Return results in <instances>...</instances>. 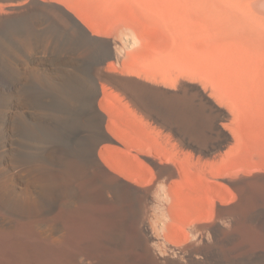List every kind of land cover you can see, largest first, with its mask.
<instances>
[{
  "label": "bare ground",
  "instance_id": "6f19581e",
  "mask_svg": "<svg viewBox=\"0 0 264 264\" xmlns=\"http://www.w3.org/2000/svg\"><path fill=\"white\" fill-rule=\"evenodd\" d=\"M32 1L36 2L35 0ZM48 1L50 2L48 3ZM48 1L46 2L48 5L53 4L52 0ZM238 1L224 2L222 5H218L216 10L212 7L202 6V0L61 1L65 2L66 6L68 5L67 8L70 7L73 10L72 13L75 12L78 15L79 21L82 20L85 25H89L94 35H99L101 32L110 33L122 24H124L122 26L127 27L125 28L129 32H126L124 43L122 42L124 46H112L111 41L96 45L101 46L97 49L102 52L101 64H108L110 72L111 69L112 71L113 69L117 70V67L121 66V71L118 69L121 72H119L120 74H138V76L141 75L147 80L162 81L165 84L173 83V85L176 81L181 82L178 81L179 76L182 77L181 80H183V77L191 80L203 76V84L206 88L207 86L210 87L212 97L219 104L227 105L234 112V118L228 125V129L234 134L235 143L223 151L224 142L227 138L226 130L222 129L224 127L220 128L210 121L201 119L195 111L185 113L179 107L178 102H172L170 98L169 101L171 102L168 107L174 114L169 111L171 115L168 116V110L165 111V107H162L164 104L162 97H164L165 92L162 96L158 88L148 87L136 80L122 81V91L118 89L119 92L115 91V87L112 89L111 85V90L106 89L105 96L100 97L102 98L100 102H98L99 84H102V82L91 81L89 85L87 83V89L90 91V94L87 92L89 96L82 97L87 98L86 108L76 110V108H79L76 106L77 98L67 96L63 101H65L69 110L63 111V114L55 111L44 112L43 110L40 112L34 110L35 113L31 114L30 112L33 110H30V112L27 110L29 108H27V103L30 101L27 98L28 95L15 94L12 91L11 79L0 77V264H264V231L250 229L246 223L239 222V220L247 219L250 215L249 212L256 208L255 206L264 204V174L253 175L252 178L246 177V179L236 184L222 177L231 176L233 178L232 176L239 171L247 170L249 172L264 168V113L257 115L256 118L261 119L263 122H259L256 127L253 126L254 120L251 119L254 114L251 115L249 109L246 110L264 100V26L261 25L264 20H261L259 16H256L258 19H253L252 15L242 16L241 12L245 11V4L248 3L242 2V0ZM241 6L245 7L238 15L236 13ZM34 7L35 3L31 1L29 3V0L28 2L27 0H0V71L10 73L12 64L15 62L13 61L11 64L14 46L17 47L16 50L19 56L25 53L29 44L27 30L21 28L20 34H17L19 35L17 46L13 45V30H15L16 24L25 21L29 12L33 13L31 10ZM60 7L62 8V6ZM60 7L55 9H60ZM51 9L53 12L54 4L51 5ZM64 14V11H60L59 16L56 15V17H62ZM66 15L67 19L69 16ZM59 19L62 20V18ZM73 21L77 23L76 20ZM237 21H241L248 26L249 34L256 43L254 51L250 53L251 58H248V61L253 63L250 64L251 67L253 66L251 73L245 74L239 72V69L235 70L234 66L237 64L240 67L241 63H237L236 52L238 51L232 47L234 42L225 40V43L224 40L222 41L219 38L222 43L215 42L214 45L211 42L210 45V38L204 36L205 32L208 33L206 29L210 30V25L216 26L221 23L225 25V23ZM37 22L35 23L37 24ZM253 24H257V27L260 26L258 32L263 33L259 34L257 40L254 39V32L252 31ZM76 26L78 27V25ZM220 27L222 26L220 25ZM49 31L52 30L49 29ZM222 32L217 31V36L222 35ZM224 32L223 34H227ZM40 33L42 34V32ZM46 33L47 35L44 37L46 40L45 45H48L47 42H51L52 37L49 40L47 38L48 32ZM205 37L208 38V42L204 39ZM52 43H49V46ZM207 43L209 45H206ZM47 48L45 46L44 50ZM39 49H42V47ZM40 59L42 57L37 60ZM27 67L25 66V70ZM37 69H34L35 72ZM39 73L42 74V72ZM112 73L114 74V72ZM36 74L38 73L36 72ZM99 74L106 82L105 76L109 73L101 71ZM43 75L45 74H42L41 77ZM113 78L118 80L115 76ZM239 81L245 87L249 83L247 81H250V85L248 84L249 86L247 85L246 88H250L253 84L252 88L254 86L253 91L255 90V94H252L251 90L248 93V89H244L243 86V88L238 86ZM24 82L26 81L21 80L18 82L20 87ZM243 82H247L246 85ZM26 84L27 82L24 85ZM142 88L147 90L145 105L149 111L163 109L162 112H166L164 116H168L165 119L169 121V124H181L183 137L179 141L181 140L182 148H184V145L192 148L190 149L197 155L195 157L196 162H192L195 158L191 159L190 156L195 155L189 149H187L190 152L189 154H187L188 151L185 152L183 149V152L182 150L185 157L179 160L176 146L179 147L180 144L176 143L177 145H175L171 141L174 144L172 145L169 142L172 145L170 146L167 143L166 145L170 147L167 150V146H165L164 151H173L174 154L172 155L174 156L171 160L175 163L179 161V167L159 166L160 171L157 169L159 171L158 176L151 178V171L145 164L147 162H143L145 159L138 160V157L136 158L129 153L128 149L125 150L124 147H120V144H107L117 136V139L120 137V140L126 141L127 146L130 144L131 148L137 146L146 153L149 146H154L157 150L155 153L157 154L159 151L158 154L164 156L161 151L164 152L165 147L163 148V143H160L159 137L156 136L157 129L163 130L161 124H158L160 128L158 127L155 130V127L151 130L153 128L150 129L149 127L152 125L151 122H148L150 125L147 127V121H144L145 124L141 121L146 117L144 119H142L143 117L140 118L141 114L140 119L137 117V107L135 108L137 111L132 112L135 115L130 113L135 111L132 108L134 107L133 103L136 98L139 99ZM242 89L246 90L247 93ZM122 94L125 97L127 96L126 100L129 98L133 102L131 103L133 104L132 107H127L128 101L124 100L125 98L122 96L124 98L123 103L126 101V104L124 103L126 107L131 108L129 112L130 109H127L125 105L120 107L115 105L118 101L117 104H121L122 99L120 100L119 97ZM173 96L172 93L171 98H174ZM98 105H101L102 107H99L104 108L109 116L108 131L110 129L116 136L113 137L110 134V137L108 135L110 132L106 133L107 129L103 125V110L101 111ZM141 111L143 112V110ZM183 113L187 115L186 120ZM61 123L64 131L59 130ZM258 126L262 130H254L255 127L259 129ZM175 127L174 129H176ZM66 130L73 132L79 130L85 133L87 137L86 144L80 153L71 154L67 151L65 146ZM150 130L154 131L153 133H156V135ZM169 132L167 133L171 135ZM161 133L164 134V131H161ZM168 134L167 138L165 137L166 139H168ZM161 136L163 138V135ZM174 136L172 137L177 138ZM187 136H192L193 139L187 142ZM97 153H101V159L105 162H102L103 164L107 163L106 165L114 169L115 172L117 171L116 173L124 175V178L127 176L133 180V177H137L135 180H142V184L149 179H155L157 191H155V197L153 196L155 199L153 200H156L161 213L166 215L170 221H168L169 225L166 222L167 228H163L164 221L163 226H157V230L163 228L171 236L175 235V239L177 238L176 235L182 237V235L192 234L191 232L189 234L187 228L184 229L185 224H188V220L214 216L216 198L220 197L225 202L233 199L238 194L239 200L234 205L220 208L218 212L220 211L219 219H221L218 220V217L214 216L217 220L214 219L215 222L212 221V223L204 226L207 230L206 233H203L204 230L197 235V232L192 244L187 243L186 251L176 247L163 249L164 246L160 249L162 244L157 236H160L163 230L156 235L155 228V231H153V233H156L154 234L155 239L148 242L143 240L144 238L136 237V229L130 223L139 214L140 209L137 207V203L140 202L139 197L142 196L141 199L144 200V203L152 199L149 189H139L137 187L139 182L137 184L131 181L134 185L137 184L136 188L132 183L125 182L127 179L123 181L124 179H121L123 176L119 178L112 174L110 171L114 172V170L106 169L105 165L99 160V154ZM176 153L178 158H176ZM30 172L33 173L32 177H28ZM249 175L246 176L249 177ZM176 177H180V179L177 180ZM171 180L177 181L169 182ZM230 185H233L237 193ZM141 193L142 195H139ZM234 218L238 222L230 220ZM145 227L147 226L144 225ZM191 227L193 228L192 225ZM192 228L190 231H192ZM196 228H193V230ZM186 237L189 238V236ZM163 239L165 240L166 237H163ZM175 239L174 241H176ZM174 241L172 243H175ZM176 242L180 243L179 241ZM181 243L178 245L182 248L183 244L181 246ZM163 245L166 247V244Z\"/></svg>",
  "mask_w": 264,
  "mask_h": 264
},
{
  "label": "rangeland",
  "instance_id": "374dc122",
  "mask_svg": "<svg viewBox=\"0 0 264 264\" xmlns=\"http://www.w3.org/2000/svg\"><path fill=\"white\" fill-rule=\"evenodd\" d=\"M30 1L31 2H33V3H35V7L31 10L33 13H31V12H29L30 13V15H29V13L27 14V18L25 19V21L24 22H20V23H18V24H16L15 25V30H13L14 32H13V35L15 36H13V45H16L17 46V39H18V37H19V35H17V34H20V32L22 31V29L23 28H25V31H26V33H28L27 35V38H29L28 39V47H27V49H26V51H25V53L24 54H21V56H19V53H18V51L16 50V48H15V46L13 47L14 48V50H13V55H12V59H11V64H12V62L13 61H15L13 64H12V68H11V71H10V73L9 74H7V73H5V72H3V71H0V77L1 78H7V79H11V83H12V85H13V87H12V91H14L15 92V94H18V93H23V94H25L26 96H27V98H29V102L27 103V110L30 112V110L32 111V112H30L31 114L32 113H35V111L36 112H40V111H44V112H58L59 114L61 113V114H63L64 112H65V110L67 111V110H69L68 109V107L66 106V104H65V101H63V99H65L67 96L69 97H75V98H77V100H78V102H76V106L77 107H79V108H76V110H81V109H83V108H86V106H87V98H82V97H87V96H89V90L87 89V86L89 85V82H91V81H99V82H102V86L99 84V91H100V93H99V100H98V102H100V100L105 96V91H106V89L107 90H111V84H109L108 82H105V81H103V77L102 76H100V72L102 71V72H104V73H109V74H112V75H120V76H134V77H137L138 76V74L135 76V75H128V74H126V73H122V74H120L121 72V66H118L117 68L120 70H115V69H113V71H112V69H111V72H110V70L108 69L109 67V65L108 64H101V58H102V52L100 51V50H97V49H99L101 46H96V45H102L104 42H106V41H111L110 43L112 44V46H122L123 45V41L125 40L124 38L126 37L125 35L129 32V30H128V32H127V27L126 26H122V25H124V24H122V25H120V27L119 28H116V30H114V31H112V32H110V33H106V32H101V34H99V35H94V33H93V31H91L92 29L89 27V25L88 24H84L85 22L84 21H82L81 19V21H79V17H78V15L74 12V13H72L73 12V10L70 8V7H68L67 8V6H66V4H65V2H61L60 0L58 1V0H52L51 2L54 4V11L52 12V9H51V5L53 6V4H47L46 2L48 1H46V0H44V1H42V0H35L36 2H34V1H32V0H29V3H30ZM55 1H56V3H55ZM203 1V5L202 6H205V7H212V8H214L215 10H216V8L218 7V5H222L224 2H229V1H231V0H202ZM234 1V0H233ZM236 1H238V0H236ZM243 1H245L246 3H248V4H245V9H244V7L243 6H241L240 7V9H238V12L236 13V14H238L239 12H241L243 9L245 10V11H243V12H241V14H242V16H251V17H253V19H256L258 16L259 17H261V20H264L263 18H264V0H242V2ZM27 2H28V0H27ZM39 2V3H38ZM48 5H46L45 3ZM50 1H48V3H49ZM57 2H58V4H57ZM239 2V1H238ZM241 2V1H240ZM43 4L42 6H40L41 4ZM40 4V5H39ZM56 4H57V6H56ZM250 4V5H249ZM37 5H38V7H37ZM59 5V6H58ZM50 6V7H49ZM60 6H62V8H64V9H66V10H61L62 8L60 7ZM46 7V8H45ZM49 7V8H48ZM58 7H60V9H55V8H58ZM53 8V7H52ZM48 9H50V10H48ZM68 9V10H67ZM34 10V11H33ZM47 10V11H46ZM71 10V11H70ZM237 10V9H236ZM60 11H64L65 12V14L62 16V17H56V15H58V13L60 12ZM58 12V13H57ZM67 12V13H66ZM69 12H71V13H69ZM245 12V13H244ZM36 13V14H35ZM46 13V14H45ZM47 13H50V14H47ZM57 13V14H56ZM31 14H32V16H31ZM45 14V15H44ZM66 14H68V16L70 17H68L67 19H66V17H67V15ZM70 14H74V15H70ZM240 14V13H239ZM238 14V15H239ZM244 14V15H243ZM245 14H247V15H245ZM248 14H250V15H248ZM38 15V17H36ZM41 15V16H40ZM77 15V16H76ZM214 15H216V14H214ZM28 16H29V18H28ZM52 16V17H51ZM59 16V15H58ZM65 16V17H64ZM241 16V15H240ZM255 16V17H254ZM257 16V17H256ZM42 17V18H41ZM45 17V18H44ZM56 17V18H55ZM66 19H64V18ZM263 17V18H262ZM33 18V19H32ZM40 18H41V20H40ZM44 18V19H43ZM51 18V19H50ZM59 18H62V20L61 19H59ZM74 18V19H73ZM36 19H38V20H36ZM49 19V20H48ZM53 19V20H52ZM55 19V20H54ZM64 19V20H63ZM258 19V18H257ZM31 20V21H30ZM52 20V21H51ZM59 20H61V21H59ZM72 20V22H70ZM73 20H76V22L77 23H74L75 21H73ZM34 21V22H33ZM38 21V22H37ZM48 21H51V22H48ZM64 22V24H63V22ZM79 21V22H78ZM35 22H37V24H38V27H37V24L35 23ZM48 22V23H47ZM62 22V23H61ZM83 22V23H82ZM31 25H30V24ZM33 23V24H32ZM34 23H35V25H34ZM46 23V24H45ZM50 23V25H48ZM56 23V24H55ZM70 23V24H69ZM79 23V24H78ZM80 24H82V25H80ZM19 25V26H18ZM24 25V26H23ZM29 25V26H28ZM52 25H55L54 27L52 26ZM67 25V26H66ZM76 25H78V27L76 26ZM86 27H85V26ZM215 25V24H214ZM220 25L222 26V27H220ZM224 25V24H223ZM222 25V23L221 24H217L216 26H212V25H210L209 26V28H210V30H207L206 29V31L208 32V33H204V36L206 35V37H208V38H210V45H211V42L214 44L215 42H218V43H222L221 41H219L220 39L219 38H221V40L223 41L224 40V42H225V40L226 41H229V42H234L233 44H232V47L234 48V49H237L236 51H238V52H236V55H237V58H238V62L237 63H241L240 64V67L236 64L235 66H234V68H235V70L237 69H239L238 71L239 72H241V73H251L252 72V67L250 66V64L252 65L253 63L252 62H250V61H248V58L250 57L251 58V56H250V53L252 52V51H254V49H255V47H256V43L254 42V40H253V38H252V36H251V34H249V28H248V26L247 25H245L244 23H242L241 21H237V22H232V23H230V22H228V23H225V25L223 26ZM262 26H264V22L261 24ZM18 26V27H17ZM21 26V27H20ZM23 26V27H22ZM31 29H29L28 27ZM45 26H47V28H45L44 29V27ZM79 26H80V28H79ZM43 28V30H41L42 28ZM50 27V28H49ZM68 27V28H67ZM82 27V28H81ZM84 27V28H83ZM126 27V28H125ZM17 28H19L20 30H18ZM22 28V29H21ZM34 28V29H33ZM38 28V29H37ZM39 28H40V31H39ZM50 30H52V31H49V29ZM51 28H53V29H51ZM121 28H122V32H121ZM125 28V29H124ZM208 28V27H207ZM261 27L259 26V27H257V24H253L252 25V31L254 32V39L255 40H257V38H258V36H259V34H263V33H259L258 32V30L260 29ZM16 29H17V31H16ZM48 29V30H47ZM84 29H86V30H84ZM90 30V31H88V30ZM38 30V31H37ZM124 31V32H123ZM217 31L220 33V31H225L224 33H227V34H223V32H222V35H223V38H222V35H220V36H217L218 35V33H217ZM16 32V33H15ZM35 32H37V33H35ZM39 32V33H38ZM40 32H42V34L40 33ZM46 32H48V36H47V38H49V40H51L52 39V41H53V43L49 46V41L47 42V44L48 45H45L46 44V40H45V38L44 37H46V35H47V33ZM50 32V33H49ZM65 32V33H64ZM76 32V33H75ZM84 32V33H83ZM127 32V33H126ZM29 33H31V34H29ZM54 33V34H53ZM82 33V34H81ZM85 33H86V37H85ZM93 33V34H92ZM123 33H125V34H123ZM147 33V32H146ZM35 34V35H34ZM50 34V35H49ZM83 34H84V36H83ZM88 34H90V35H88ZM33 35V36H32ZM37 35V36H36ZM41 37H40V36ZM53 35V36H52ZM87 35H88V37H87ZM147 35H148V33H147ZM149 35H151V34H149ZM36 36V37H35ZM55 36V37H54ZM211 36V37H210ZM241 36V37H240ZM41 39H40V38ZM52 37V38H51ZM53 37H54V39H53ZM115 37H116V39H115ZM206 37L204 38V39H206ZM226 39H225V38ZM46 38V39H47ZM51 38V39H50ZM207 38V39H208ZM264 38V37H263ZM33 39V40H32ZM96 39H97V41H96ZM106 39V40H105ZM108 39V40H107ZM207 39H206V42H208L207 41ZM16 40V41H15ZM40 40H42V41H40ZM48 40V39H47ZM95 40V41H94ZM116 40V41H115ZM122 40V41H121ZM31 41V42H30ZM39 41H40V44H39ZM15 42V43H14ZM96 42H98V43H96ZM123 42V43H122ZM223 42V43H224ZM32 44V46H31V44ZM55 43V44H54ZM94 43H96V44H94ZM226 43V42H225ZM38 44V45H37ZM43 44V45H42ZM114 44V45H113ZM29 45H30V49H29ZM40 45V46H39ZM55 45V46H54ZM206 45H209V43H207ZM215 45V44H214ZM35 47V49H34V47ZM37 46V47H36ZM39 46V47H38ZM45 46H46V50H44L45 49ZM52 46H54L55 47V49H53L54 47H52ZM124 46V45H123ZM40 47H42V49H39ZM50 47V48H49ZM33 48V49H32ZM38 48V49H37ZM52 48V49H51ZM32 49V50H31ZM37 49V50H36ZM48 49H49V51H48ZM233 49V50H234ZM35 50V51H34ZM46 51V52H44V51ZM53 50V51H52ZM14 51H16V52H14ZM48 52V53H47ZM66 52V53H65ZM100 52V53H99ZM17 53V54H16ZM26 54V55H25ZM42 54H43V56H42ZM45 54H47V55H45ZM18 55V56H17ZM47 56V57H45V56ZM17 56V57H16ZM22 56H24V57H22ZM15 57V58H14ZM21 57H22V59H21ZM40 57H42V59H40V60H37V59H39ZM25 58V59H24ZM15 59V60H14ZM24 59V61H25V63H27V64H23V62L24 61H22ZM42 60V61H41ZM0 64H1V61H0ZM23 64V65H22ZM249 64V65H248ZM27 67V66H29V67H27L26 68V70H25V66ZM32 65V66H31ZM248 65V67H246ZM1 66V65H0ZM38 68H36V67ZM237 67H239V68H237ZM246 67V68H245ZM30 68H32V69H30ZM37 69V70H40V71H37L36 70V72L38 73V74H40V75H38V76H31L30 75V73L32 72V71H34L35 72V70L34 69ZM114 68V67H113ZM0 69H1V67H0ZM14 69V70H13ZM31 71H30V70ZM16 70V71H15ZM19 70V71H18ZM115 70V71H114ZM236 70V71H237ZM23 71V72H22ZM25 71H28V72H25ZM30 71V72H29ZM109 71V72H108ZM118 71V72H117ZM35 72V73H36ZM39 72H42V74H45V75H43V77H41L42 76V74L41 73H39ZM112 72H114V74L112 73ZM116 72V73H115ZM120 72V73H119ZM12 73V74H11ZM15 73V74H14ZM18 73V74H17ZM25 73V74H24ZM17 74V75H16ZM126 74V75H125ZM17 77H16V76ZM19 75V76H18ZM118 75V76H119ZM23 76H25V77H23ZM20 77V78H19ZM137 78H140V79H138V80H144V81H147V82H149V83H151V84H153V85H165V83H163L162 81L161 82H156V81H152V80H147V79H145V78H143L141 75H139ZM182 78V77H181ZM181 78H180V76L178 77V81H181L180 83H178L177 81H176V83H174V85H173V83H170L169 85H170V87L171 88H173L175 91H178L180 88H183L184 87V85L188 82V83H196V84H198V85H200L202 88H203V90H204V92L205 93H207L220 107L222 106V108L226 111V113L228 114V117H227V119L224 121V122H222L221 123V125L222 126H220V128H222V127H224V128H222V129H224V130H226L225 132L227 133L226 135H227V138H226V140H225V142H224V147H223V151H225V150H227V148H229V147H231L232 146V144H234L235 143V136H234V134L230 131V129H228L229 127H228V125L231 123V121L233 120V118H234V112H232V110L230 109V108H228V106L227 105H225V104H219V102H217L216 100H215V98L214 97H212V92H211V89H209L210 87H208L207 86V88L204 86V84H203V80H204V78H203V76H202V78H198V79H183V80H181ZM102 79V80H101ZM180 79V80H179ZM203 79V80H202ZM15 80V82L17 83H15V82H13ZM21 80H23V81H26L27 82V84L26 85H24L26 82H24V84L20 87V85L18 84V82L19 81H21ZM201 80V81H200ZM246 80V79H245ZM248 80V79H247ZM185 83H184V82ZM192 81V82H191ZM236 81V80H235ZM238 81V80H237ZM236 81V82H237ZM242 81V80H241ZM243 81H244V79H243ZM236 82H235V84H236ZM247 82H249L248 84L250 85V81H247ZM247 82H243V84L245 83V85H246V83ZM87 83H88V85H87ZM105 83V84H104ZM108 83V84H107ZM184 85H183V84ZM70 84V85H69ZM168 84V83H167ZM241 83H240V81H239V85H238V83H237V85L238 86H243L242 84L240 85ZM247 84V85H248ZM17 85V86H16ZM104 85V86H103ZM108 85V86H107ZM183 87H182V86ZM187 85V84H186ZM247 85H246V87H247ZM248 85V86H249ZM253 85V84H252ZM252 85L250 86V88H252ZM105 86H107V87H105ZM14 87H16V88H14ZM102 87V88H101ZM244 87V89L246 88L245 86H243ZM242 87V88H243ZM17 88H18V90H17ZM20 88V89H19ZM114 88V86L112 85V89ZM250 88H246V89H248V93H250V90H251V93L252 94H255V90L253 91V88H254V86H253V88L252 89H250ZM14 89V90H13ZM102 89V90H101ZM115 89V91L117 90V92H119L118 91V89L117 88H114ZM244 89H242V90H244ZM16 90V91H15ZM114 91V90H113ZM244 91H246V90H244ZM14 92H13V94H14ZM84 92H85V94H84ZM89 94H88V93ZM246 93H247V91H246ZM84 94V95H83ZM87 94V95H86ZM86 95V96H85ZM251 95V94H250ZM78 96V97H77ZM123 94L119 97V99L122 101H120V105L119 104H117L118 102H116V106H123L124 105V103H123V99L125 98V96H123ZM252 96V95H251ZM100 97H102V98H100ZM85 99V100H84ZM82 100V101H81ZM125 100V99H124ZM264 101V100H263ZM262 100H261V102H260V104L258 103H256V104H254V103H252V104H254V105H252L251 106V104H250V108H247L246 110H248L250 113H251V115H253L254 114V117H252L251 119H252V121L254 122V123H252V121H251V123L253 124V126L255 125H259V122H263V121H261V119L259 120V118L257 119L256 117H257V115L260 113H264V102H263ZM81 102H83V103H81ZM31 103V104H30ZM128 103H129V101H128ZM81 104H83V105H81ZM98 104H100V103H98ZM79 105V106H78ZM128 105H130V106H132L131 105V103L130 104H128ZM263 105V106H262ZM83 106V107H82ZM102 107L101 105H98V107ZM99 107V108H100ZM257 107V108H256ZM132 108H134V107H132ZM101 109V108H100ZM99 109V110H100ZM35 110V111H34ZM103 110V114H104V121H103V125H104V128L105 129H107L108 127V124H109V116H108V114H107V112L106 111H104V108L103 109H101V111ZM133 110V109H132ZM253 112H252V111ZM256 110V111H255ZM64 111V112H63ZM247 111V112H248ZM263 111V112H262ZM104 112H106V113H104ZM133 112H135V111H133ZM249 113V114H250ZM132 114V113H131ZM134 114V113H133ZM132 114V115H133ZM184 114V113H183ZM185 115V120L187 119V115L186 114H184ZM256 115V116H255ZM251 117V116H250ZM139 118V117H138ZM249 118V117H248ZM140 119V118H139ZM248 121H250V120H248ZM257 121H258V123H257ZM51 123V122H50ZM251 124V125H252ZM59 126H61V128L59 129V130H62V131H64L63 130V124L61 123ZM252 126V127H253ZM257 127V126H256ZM254 128V130L256 129L257 131H259V130H262V128L261 127H259L258 126V128L259 129H257V128ZM261 128V129H260ZM79 130H77V131H70V130H66L65 131V146H66V148H67V151L69 152V153H71V154H76V153H80L83 149H84V147H85V144H86V135H85V133L83 132V131H79ZM108 131V129L106 130V133L108 134L109 132V136L111 137V135L110 134H112L113 135V137L114 136H116V135H114L111 131H110V129H109V131ZM161 131L162 130H158V133L159 134H163V133H161ZM83 132V133H82ZM163 132V131H162ZM73 134V135H72ZM81 134V135H80ZM164 134L165 135H167L168 133H165L164 132ZM71 135V136H70ZM172 135V134H171ZM171 135H169L168 134V139L167 140H169V141H167V143L170 145V146H172L174 143H175V145H177L176 143H178V144H180L179 145V147L178 146H176V152L177 153H179V155L176 153V156L178 155L179 156V158H178V156L176 157V158H178L179 160H181L182 158H184L185 156H184V150H185V152H187V154H189L192 150V148L191 147H189V146H187V145H184L183 147L184 148H182V143H180L181 141H179L178 140V138H173ZM169 136H171V137H169ZM175 137V136H174ZM84 139V140H82V139ZM118 137L116 136V138L114 137V138H112L113 139V141H111V142H107V144H112V145H118V144H120L119 146L120 147H124L125 148V150H127L129 153H131V154H133L138 160L140 159H145L143 162H147V163H145L146 164V166H147V168L148 169H150L149 171H151V178H156L158 175H157V173L159 174V166H167V165H169V166H173V167H179V164H178V159H176V161H178V162H172V160H168L167 158L168 157H164V156H162V155H160V154H158L157 155V157L155 158L154 156H153V154L155 153L154 151L156 150L155 149V147L154 146H149V148H151V150H149V148H148V150L146 151V153L145 152H143V151H141L140 149H139V147H137V146H133L132 148L130 147V142L128 143L129 144V146H127V143L125 144V142L124 141H122V140H120V137H119V139H117ZM77 139V140H76ZM115 139V140H114ZM178 141H176V140ZM124 140V139H123ZM127 140V139H126ZM79 141V142H78ZM80 141H83V142H80ZM161 141L163 142V140L161 139ZM171 141H173L174 143H172ZM124 142V143H123ZM127 142H128V140H127ZM172 144H170V143ZM74 145V146H73ZM69 146V147H68ZM81 146V147H80ZM187 148H186V147ZM128 147V148H127ZM154 147V148H153ZM175 147V146H174ZM181 147V148H180ZM186 148V149H185ZM191 148V149H190ZM78 149V150H77ZM184 149V150H183ZM187 149H189L190 150V152H189V150H187ZM74 150V152L72 153V151ZM100 150V149H99ZM182 150H183V152H182ZM179 151V152H178ZM99 152V151H98ZM100 152H101V150H100ZM143 153V154H142ZM191 153H193L194 155H195V153L192 151ZM97 154H99L98 155V158H100L99 160L101 161V163L102 162H104V160L103 159H101L102 157H101V153H97ZM187 154H185L186 156H187ZM139 155V156H138ZM183 156V157H182ZM164 157V158H163ZM195 157H197V155H195V156H193L192 155V157L190 156V158L191 159H194ZM149 158H152V159H149ZM154 158V159H153ZM160 158V159H159ZM165 159V160H164ZM162 161V163H163V161H164V163L162 164L161 163V161ZM195 160H197L196 158L194 159V160H192V162H196ZM142 161V160H141ZM154 161H155V163H154ZM167 161V162H166ZM105 163V162H104ZM160 163V164H159ZM166 163V164H165ZM103 164V163H102ZM107 164V163H106ZM106 164H103V165H105V167H106V169H108V168H110V166H108V165H106ZM149 164V165H148ZM158 164V165H157ZM165 164V165H164ZM176 165V166H175ZM157 169L159 170V171H157ZM110 170H114V169H112V168H110ZM110 170H108V171H110ZM112 174H114V175H116V176H118L119 178L120 177H122L123 176V178H121L123 181H125V179H127V181H125V182H127V183H132L131 181H133V183H137V182H139V186H137V184H133L132 183V185L133 186H137L139 189H144V188H146V189H149V193H150V195L152 196V199H149V203L147 202V203H144V200L143 199H141V197H139L140 198V202H138L137 203V207H139V214L137 215V217L133 220V221H131L130 223H131V225H132V227H134V229H136V237L138 236V238H141V239H143V240H145V241H148V242H152L155 238V236H154V234H156V235H158L162 230H163V228H165L166 227V222L168 223V225H169V219L167 218V216L166 215H163L162 213H161V211H160V209H159V206H158V203L156 202V200H153V199H155V198H153V196L155 197V191H157V182H156V184H155V179L153 180H151V179H149V180H147V181H145V183H143L142 184V180H135V179H137V177H133V180L132 179H130L131 177H127L126 176V178H124L125 176L124 175H120V173H116L115 172V170H114V172L113 171H110ZM240 173V174H239ZM255 173H257V174H255ZM119 174V175H118ZM245 174V175H244ZM249 175V177L248 176H246V175ZM264 174V168L263 169H254V170H252V171H249V172H247V170L246 171H239V172H237V173H235V175L234 176H232L233 178H231V176L229 177V176H222L223 178H227L228 179V181H230V182H232V183H234V184H236V183H239V181H241V180H243V179H246V177L247 178H252L253 177V175H255V176H257V175H263ZM32 175H33V173H29L28 174V177H32ZM245 177H244V176ZM178 178V179H177ZM130 179V180H129ZM175 179H177V180H179L180 179V177H176ZM177 180H174V181H177ZM233 180V181H232ZM173 180H171V181H169V182H174ZM226 183H228V182H226ZM141 184V185H140ZM229 184V183H228ZM143 188H142V187ZM145 186V187H144ZM231 187H232V189L234 190L235 188L233 187V185H230ZM136 187V188H137ZM152 188H153V190H152ZM155 189V190H154ZM150 190H152L153 191V194H152V191H150ZM235 192H236V190H234ZM237 193V192H236ZM139 195H142V193L141 194H139ZM238 196V197H237ZM138 197V196H137ZM221 202H220V201ZM237 200H239V195L238 194H236V196L233 198V199H230V200H228V201H223L220 197H218V198H216V200H215V209H214V212L216 213H214L213 212V215L214 216H216V217H218L217 219L218 220H220L219 219V215H220V211L218 212V210H220V208H225V207H229V206H231V205H234V204H236L237 202ZM143 201V202H142ZM223 201V202H222ZM219 203H221V204H223V205H221V204H219ZM225 203V204H224ZM216 204H217V206H216ZM218 204H219V206H218ZM154 205H156V206H154ZM225 205H227V206H225ZM222 206H224V207H222ZM257 206H258V208H257ZM257 206H255L256 208H254L253 210H251L250 212H249V216H248V218L247 219H245V220H239V222H244V223H246V225L250 228V229H255V230H261V231H264V204H260V205H257ZM156 209H155V208ZM158 207V208H157ZM219 207V208H218ZM216 210V211H215ZM160 212V213H159ZM218 214V215H217ZM214 216H212L211 215V217H209V218H196V219H193V220H188L187 221V223L188 224H185V227H184V229L185 228H187L186 230L188 231L189 230V234H190V232L192 233V234H195V235H192V234H190V235H192V236H190V235H186V236H189V238L190 237H192V238H190V240H191V242H190V240H189V238L188 237H186V236H184V235H182V237H180L181 235H176V239H175V235L174 236H171L169 233H168V231L167 230H163L162 231V233L160 234V236L158 235L157 237H159L160 238V240H161V244H162V247H160V249L161 248H163V246H164V248L163 249H167V248H171V247H176V248H178V249H181V250H183V251H186L187 249H186V247L188 246V244L189 245H191L192 244V242H193V240H194V237L196 236V234H197V232H198V234L197 235H199L200 233H202L204 230H205V232H203V233H206L207 232V230H206V228L204 227L205 225H207V224H209V223H212V221L213 222H215L217 219H216V217H214ZM167 218V219H166ZM253 218V219H252ZM214 219H215V221H214ZM231 221H233V222H238V220H236L235 218L234 219H230ZM165 221V222H164ZM169 221V222H168ZM246 221V222H245ZM248 221V222H247ZM165 224H164V223ZM160 223V224H159ZM164 224V226H163V224ZM199 223V224H198ZM193 226V228H196V227H198V228H200V229H198V228H196L195 230H193V228L191 227V225ZM204 224V225H203ZM251 224V225H250ZM144 225L145 226H147V227H145L144 228ZM163 226V228H159L158 230H157V226ZM167 225V226H168ZM187 225V226H186ZM189 225V226H188ZM250 225V226H249ZM159 226V227H160ZM253 226H255V227H253ZM256 226H258V227H256ZM156 228V231L154 230ZM167 228V227H166ZM191 228H192V231H190L191 230ZM261 228V229H260ZM161 229V230H160ZM153 231H155L156 233H153ZM158 231V232H157ZM167 231V232H166ZM196 231V232H195ZM200 231V232H199ZM202 231V232H201ZM139 232V233H138ZM186 232V231H185ZM188 233V232H187ZM140 234V235H139ZM164 234V235H163ZM163 235V236H162ZM169 235V237H171V238H167V236ZM141 236V237H140ZM186 237V238H184V237ZM223 236V235H222ZM163 237H166V239L164 240L163 239ZM172 237H174V238H172ZM235 237H239V238H241V237H243V236H235ZM179 238H181V239H179ZM168 239V241H166ZM173 239V240H172ZM174 239L176 240V241H179L180 243H181V246H182V244H183V246H182V248L181 247H179V245H180V243H178V242H176V241H174ZM179 239V240H178ZM188 239V240H187ZM171 240V241H170ZM181 240V241H180ZM164 241V242H163ZM175 242V243H172V242ZM168 242V243H167ZM169 242H171L170 243V246H169ZM177 243V244H176ZM188 243V244H187ZM163 244H166V247H165V245H163ZM172 244V245H171ZM174 244V245H173ZM176 244V245H175ZM179 244V245H178ZM184 244H185V247H184ZM187 244V245H186ZM178 245V246H177ZM169 246V247H168Z\"/></svg>",
  "mask_w": 264,
  "mask_h": 264
},
{
  "label": "water",
  "instance_id": "95a60500",
  "mask_svg": "<svg viewBox=\"0 0 264 264\" xmlns=\"http://www.w3.org/2000/svg\"><path fill=\"white\" fill-rule=\"evenodd\" d=\"M118 80H114V77ZM106 82L113 85L115 88L122 91L121 82L122 81H138L146 84L148 87L158 88L156 85L151 83L138 80L136 77L130 76H118L112 74H106L105 76ZM173 97L171 98L172 102H178L179 107L182 108L185 113H189L190 111H195L199 114L200 118L206 121H210L217 125L221 126V123L224 122L228 114L226 111L220 107L207 93L204 92L203 88L196 83H188L183 88L178 91H173ZM179 95V96H178ZM175 137L182 139L183 133L180 134L176 129L169 128ZM192 140V136H187V142ZM184 140V139H183Z\"/></svg>",
  "mask_w": 264,
  "mask_h": 264
},
{
  "label": "crops",
  "instance_id": "0c3cea01",
  "mask_svg": "<svg viewBox=\"0 0 264 264\" xmlns=\"http://www.w3.org/2000/svg\"><path fill=\"white\" fill-rule=\"evenodd\" d=\"M52 42H53V41H51V42L49 41V43H52ZM50 45H51V44H50ZM33 75L36 76L37 74H36L34 71H32L31 76H33ZM183 79H187V78H184V77H183ZM188 80H189V79H188ZM157 87H158V91L162 93V96H163V94H164V92H165L164 97H162V98H163V103H164L162 107H165V108H164L165 111L168 110V111H167V112H168L167 115L169 116V115H171V113L174 114L172 111H170L171 109L168 107V106L170 105V102H171V101H169V98H170V100H171V96H172V93H173L174 89L171 88L170 85L167 84V83H166L165 85H157ZM144 89L146 90V88H142V89H141L140 97H139V99L136 98L134 103H133L131 100H129V98H127V100H126V97H127V96L125 97V100H126V101H131L130 103H133V104H134V105L131 104V105L134 106V109L137 107V109H138V111H139V112H138L137 109H135V112L137 111V112H136L137 117H140L141 115H142V116H141L140 118L143 117L142 119H144V118L146 117V118H145L146 120H145V119H144V120H141L142 123L145 124L144 121H147L146 125H147V127H148V126L150 125L148 122H151L152 125L149 126L150 129H151V127H153L151 130H153L155 127H156L155 130H156L158 127L160 128L159 125L161 124V129L163 128L162 131H164L165 133H167V132L170 131L169 133H171V134H173V132H172L169 128H171V127L174 128V127L176 126V127H175L176 130H177L180 134H182L183 127L181 126V124H180V123H178L177 125H175L174 123L169 124V121H167V120L165 119V117H168V116H164V115H166V112H162V111H164L163 109H160L159 111L156 110L157 112L154 110L156 113H155L153 110H150V111H149V109H148V108L146 107V105H145V104H146V103H145V102H146V96H145V95H146V93H147V90L145 91ZM164 90H165V91H164ZM144 91H145V93H143ZM166 91H167V92H166ZM170 91H171V92H170ZM142 93H143V94H142ZM170 93H171V94H170ZM169 94H170V95H169ZM167 96H168V98H167ZM141 100L143 101L142 104H144V105L141 104ZM164 100H166V101H164ZM126 101L124 102L125 104H126ZM161 101H162V100H161ZM166 102H167V103H166ZM139 103H140V104H139ZM165 103H166V104H165ZM125 104H124V105H125ZM138 104H139V105H138ZM127 105H128V102H127ZM137 105H138V106H137ZM164 105H165V106H164ZM129 106H130V105H128L127 107H129ZM125 107H126V105H125ZM127 107H126V108H127ZM131 107H132V106H131ZM138 107H141V108H138ZM144 108H145L146 110H145ZM168 108H169V109H168ZM127 109H130V110H128V112L131 111V108H127ZM140 110H143L144 113L141 111V112L143 113V114H142V113L140 112ZM125 111H126V110H125ZM152 111H153V113H155V114H153ZM169 111H170L171 113H170ZM126 112H127V111H126ZM132 112H133V111H131L130 113H132ZM135 112H134V113H135ZM145 112H146V113H145ZM164 113H165V114H164ZM169 113H170V114H169ZM140 114H141V115H140ZM134 115H135V114H134ZM143 115H144V116H143ZM161 116H162L163 119L161 118ZM151 117H152V119H151ZM149 118H150V120H149ZM148 120H149V121H148ZM152 120H153V121H152ZM167 122H168V123H167ZM172 122H173V121H172ZM153 123H155V124L157 123V124L155 125V124H153ZM159 123H160V124H159ZM158 124H159V125H158ZM168 125H169V126H168ZM180 126H181V127H180ZM167 127H168V128H167ZM164 128H165V130H164ZM151 130H150V131H151ZM158 130H160V129H157V130H156L157 135H156V133H153L154 131H151V132H152L153 134H155V135L157 136V138L159 137V139H160V140L158 139L159 141H161V139L163 140V142L161 141L160 143H163V148H164L165 146H167V145H166L167 142H165V141H167V139H166V138H167V137H166L167 135L164 136V134H159V133H158ZM166 131H167V132H166ZM158 134H159V135H158ZM161 135H163V138H162ZM173 136H174V134H173ZM165 137H166V138H165ZM125 140H126V138H125ZM178 140H179V138H178ZM180 141H181V140H180ZM164 144H165V145H164ZM169 147H170V146H167V150H168ZM165 149H166V147L163 149V151H164ZM149 150H151V148H149ZM149 150H148V151H149ZM167 150L164 151V152L161 151V153H162V154L164 153V156L166 155V157H168L167 159H168V160H171V159L173 158V156H174V155H172V154H174V153H172L173 151L171 152V150H170V152L168 151V152H169V153H168ZM156 151H157V150H155L154 152H156ZM166 152H167V153H166ZM158 153H160V152L158 151L157 154H158ZM157 154L154 153L153 156H154V155L157 156Z\"/></svg>",
  "mask_w": 264,
  "mask_h": 264
}]
</instances>
